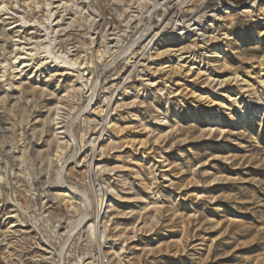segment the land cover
Segmentation results:
<instances>
[{
    "label": "rangeland",
    "instance_id": "rangeland-1",
    "mask_svg": "<svg viewBox=\"0 0 264 264\" xmlns=\"http://www.w3.org/2000/svg\"><path fill=\"white\" fill-rule=\"evenodd\" d=\"M4 5L0 264H264V0Z\"/></svg>",
    "mask_w": 264,
    "mask_h": 264
},
{
    "label": "bare ground",
    "instance_id": "bare-ground-1",
    "mask_svg": "<svg viewBox=\"0 0 264 264\" xmlns=\"http://www.w3.org/2000/svg\"><path fill=\"white\" fill-rule=\"evenodd\" d=\"M6 10H8V8L6 7V5H4L1 8L0 12L6 11ZM52 10H53L52 5H49V7L47 8V12H48L49 17H50V22L49 23L51 25V28H50L51 32L53 31V26H55V25H52V23L54 22V19H55V16L53 15ZM194 30L197 31V37H198L197 39L199 41H206V38H208V37L204 33V29H203V27L201 25H197V27ZM180 35H187L188 36V34L185 33V32L181 33ZM13 46H14V50H13V59H14L13 67H14V72H15L16 76H18V74H23L24 69L26 67L31 66V64L28 62V60H29L28 57L22 56L20 54V51H21L22 48L20 47V42L18 40H14V45ZM44 54H45L44 57L46 59L53 58V56L51 55V52L49 51V49H45ZM165 54L170 55L172 57V58L170 57L171 58L170 61L171 62H176V67L179 68L180 70H183L186 67H188L189 68V73L193 72L194 67H190L191 66V65H189L190 62H187V58L186 57H183L181 54H178V53H176L174 51L165 52V53H162L160 55L163 56ZM55 59H56V61H60L61 60L60 57H56ZM3 68H6V66H3ZM239 80H240V77L236 76L235 78H230L227 81L238 83ZM224 83H226V81L217 82V84L219 86H222ZM151 85H155V83H151ZM239 91H240L239 94H241V91H245V89L244 88H239ZM91 96H92V98H91V101H90V107H92V104L95 103L94 91H93ZM103 113L104 112H99V114H101V115ZM56 120L58 122L57 124H61L62 123V117L60 115H57V119ZM59 128H57V129H59ZM58 134H60V135L65 134V131H60ZM21 157H24V156H21ZM83 161L88 163V168H89V170L92 173H102V172L104 173V172L107 171V170L103 169L102 166H100V163H97L96 156H87V158H85V160H83ZM65 171H66V166H64L62 168V170H61V172L59 174V183H60V186H62V188L66 189V191L68 193H70L69 195L71 197H70L69 201H71L70 204L73 205V201H74L73 197L77 193L74 192L71 188L67 187V184L64 181ZM101 192L103 193V195L101 196L103 198V200H106L107 198H108V200H110V199L112 200L111 197H113L114 193H115V191L113 189H110V188H107V187H105L104 189H101ZM82 201H83V204H84L85 208L88 211L91 208V202L86 197H84V199ZM101 205H102V202H101ZM101 205L99 207L96 220L94 222H92V224H90L88 229L92 233L93 236H96V235L100 236L101 239H102V242H103L105 240V238H106V235H107V228H106V226H102L101 222L103 221V219L107 215V213H105L102 210ZM17 213L18 212L16 211L15 212V217H17ZM82 222H85V218H83ZM123 251H124V248H122V250L119 253H116L113 256V259L111 258L112 259L111 262L112 263L116 262L117 264H122Z\"/></svg>",
    "mask_w": 264,
    "mask_h": 264
}]
</instances>
